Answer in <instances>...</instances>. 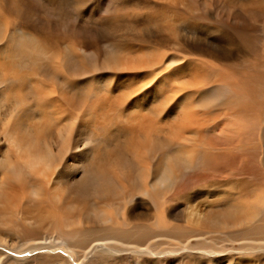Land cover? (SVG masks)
<instances>
[{"label": "bare ground", "instance_id": "obj_1", "mask_svg": "<svg viewBox=\"0 0 264 264\" xmlns=\"http://www.w3.org/2000/svg\"><path fill=\"white\" fill-rule=\"evenodd\" d=\"M0 264H264V0H0Z\"/></svg>", "mask_w": 264, "mask_h": 264}, {"label": "snow or ice", "instance_id": "obj_2", "mask_svg": "<svg viewBox=\"0 0 264 264\" xmlns=\"http://www.w3.org/2000/svg\"><path fill=\"white\" fill-rule=\"evenodd\" d=\"M179 67V66H176ZM172 71H175V69H172ZM151 79V77H149ZM162 77L158 76L155 79H152L151 83H148L147 80H140L137 84L132 85L131 87L136 88V87H143L141 88V91L136 93V95L133 97V99L139 98L140 96L146 95L148 93H151L154 89H157V86L160 84ZM166 93H161L159 90H157V95L155 100L152 102L153 104L155 103H160L164 100ZM183 95V94H181ZM180 97H177L176 100H179ZM176 100L172 101V104L176 103ZM171 107V105H169Z\"/></svg>", "mask_w": 264, "mask_h": 264}, {"label": "rangeland", "instance_id": "obj_3", "mask_svg": "<svg viewBox=\"0 0 264 264\" xmlns=\"http://www.w3.org/2000/svg\"><path fill=\"white\" fill-rule=\"evenodd\" d=\"M133 1V0H132Z\"/></svg>", "mask_w": 264, "mask_h": 264}]
</instances>
